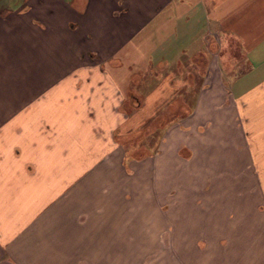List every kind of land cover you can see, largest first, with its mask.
Masks as SVG:
<instances>
[{
    "label": "crops",
    "instance_id": "0c3cea01",
    "mask_svg": "<svg viewBox=\"0 0 264 264\" xmlns=\"http://www.w3.org/2000/svg\"><path fill=\"white\" fill-rule=\"evenodd\" d=\"M149 25L175 71L155 70L129 116L104 65L128 63ZM0 56L26 81L0 104V264H144L128 255L156 254L165 232L154 264H264V0H0ZM150 121V153L128 160ZM131 163L154 176L150 216L145 185L113 181ZM209 238L222 262H193L191 241Z\"/></svg>",
    "mask_w": 264,
    "mask_h": 264
},
{
    "label": "rangeland",
    "instance_id": "374dc122",
    "mask_svg": "<svg viewBox=\"0 0 264 264\" xmlns=\"http://www.w3.org/2000/svg\"><path fill=\"white\" fill-rule=\"evenodd\" d=\"M164 29V28H163ZM152 27L151 25L147 26L144 29H141L139 31V33L137 35H135L133 37V41L130 43V45L127 47L128 49H131L129 52V59L127 60L128 63L125 64H117V63H113L112 65L110 64L108 67L107 65H104V67L107 68L108 71H112L113 75H115V79L117 82V85L119 87V89H121L122 93L124 94L125 97V102L123 103V108H125L126 112L128 111L129 116H131L132 113V105H131V100L133 99V95L137 96L140 100L143 99V97L145 96L144 93H146L147 91L151 90V88H153V86L155 85V78L153 77V72L155 70H161L162 74H167L169 73V71H175L174 68V64H167L165 63L164 65H159L157 59V55L158 52L156 50V48L153 46L152 41H151V36H152ZM136 45L138 47H136ZM166 52V50H165ZM166 59H169V57L166 56ZM7 59L4 56H0V104H7V96L9 91V83H10V79L14 82V86L11 88H18V87H24L26 86V81L24 83H22L20 85V82H22V79L18 78V77H11L10 79L8 78L9 73L11 72L12 68L14 65H20L18 63H5ZM114 66H119L121 67V71L124 72V76L125 78L122 80L120 75L114 71L115 67ZM105 69V68H104ZM170 69V70H169ZM197 72V70H195ZM194 72V70H193ZM155 73V72H154ZM141 74L143 75L142 78H138L139 76H141ZM199 81V76L196 73L195 78L192 80V84H191V88H195L197 82ZM144 94V95H143ZM186 101H188L189 97L188 95H186ZM193 97V96H192ZM174 101L175 103L178 105V101H182L183 102V95L176 98V96H174ZM182 105V104H181ZM187 109V107H186ZM130 111V112H129ZM167 111V110H166ZM185 111V107L183 106H179L178 108H176V110L174 111V113H176V117H179V115L181 116L182 113L184 114ZM171 114V113H170ZM153 122H147L146 126L144 127L145 129H143V131L138 130L134 135V137H136V140H134V142L130 141L129 143L124 144V146H126V148L129 149V153H128V160H134L136 158L142 157L143 155L149 154L150 153V149H149V145L150 144H154V142L152 143L151 138H154V140H156L157 137H155L152 133H156V129L154 127H157L158 124H156ZM159 127V126H158ZM162 127L160 126L158 129H161ZM153 135V136H152ZM150 137L149 141L148 138ZM142 142L141 144H138V148L136 145V142ZM123 142H126L125 140H123ZM148 146H147V145ZM151 148V147H150ZM131 165H133V174H128L127 176H118L116 174L113 173V181L116 182H120V183H125L128 184L129 187L132 189L133 187H137L141 184H143L144 186V190L142 191L143 193V199L142 200H137V204L140 208L138 209V214L142 213L143 215H151L152 214V209L147 205L148 200H152V199H156V193H158V191H155L153 189V186L151 183H154V176L153 175H149V174H140L139 169L134 167V164L131 163ZM168 178V177H167ZM178 179V178H177ZM164 182H167V179L164 180ZM180 183H182V181H179ZM156 183H158L160 186H162V180L160 178V176H158V178L156 179ZM167 185V184H166ZM129 188V189H130ZM164 188H167L164 187ZM135 189V188H133ZM182 193V190H179ZM160 203L162 204L161 208L162 211L159 212V214L161 216L166 217L168 214H173L174 212H171L168 210V202H171V198L170 195L173 194L174 192H169L170 195H168L167 190H160ZM176 196V195H175ZM135 198V197H134ZM139 198V197H138ZM149 198V199H147ZM178 199V198H177ZM180 199V198H179ZM181 200H183L181 198ZM142 205V206H140ZM180 206V205H177ZM182 206V205H181ZM195 210L198 212L197 215H199V205L195 208ZM141 211V212H140ZM155 212V210H154ZM129 213H133L136 214L137 212H129ZM180 215H183V208H180V212L178 213ZM197 219H199V217H195ZM197 222V221H196ZM179 227H182L184 225V223L181 221L178 223ZM193 226H195L197 229L199 228V223H193ZM170 238H169V234L167 232L164 233V235L162 236V238L160 239V241L157 244H154V251H156L157 253H153V254H146L143 256H135L132 254H129V261H131L132 259H134L135 257H138V262H142L144 264H154V263H162L164 261H168L166 260L167 258V252L170 250ZM191 250H192V257H193V262H200V256L202 262L206 261L207 263H217V262H222L221 257H219L216 253L217 249V243L218 240H216L215 238H209V239H202L200 240H192L191 241ZM200 245L202 246V248H207V255L205 254H199V253H194L195 248L199 249ZM204 251L202 250V253ZM179 257H183L182 255H179ZM165 262V263H166Z\"/></svg>",
    "mask_w": 264,
    "mask_h": 264
},
{
    "label": "trees",
    "instance_id": "16d2710c",
    "mask_svg": "<svg viewBox=\"0 0 264 264\" xmlns=\"http://www.w3.org/2000/svg\"><path fill=\"white\" fill-rule=\"evenodd\" d=\"M130 140H128L127 142L129 143V141H132V142H134V140H136V137H131V138H129Z\"/></svg>",
    "mask_w": 264,
    "mask_h": 264
}]
</instances>
